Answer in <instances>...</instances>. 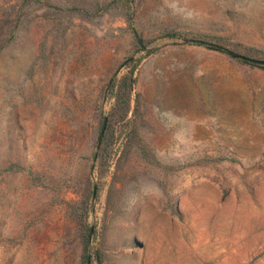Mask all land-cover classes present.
<instances>
[{
    "label": "rangeland",
    "instance_id": "1",
    "mask_svg": "<svg viewBox=\"0 0 264 264\" xmlns=\"http://www.w3.org/2000/svg\"><path fill=\"white\" fill-rule=\"evenodd\" d=\"M223 48L264 59V0H0V264L87 230L101 264H264V63Z\"/></svg>",
    "mask_w": 264,
    "mask_h": 264
},
{
    "label": "trees",
    "instance_id": "2",
    "mask_svg": "<svg viewBox=\"0 0 264 264\" xmlns=\"http://www.w3.org/2000/svg\"><path fill=\"white\" fill-rule=\"evenodd\" d=\"M130 28H131L132 36H133L135 42L138 43V44H141L142 43L141 36L138 34V32L135 30V28L132 27L131 25H130ZM176 34H177L176 31H171V32H167L166 33V35H169V36H176ZM192 42L196 43V44H205V45L213 46V47H215L217 49L222 48V47H219L216 43L209 42V41H207L205 39H192ZM243 60L244 61H248V62L253 63V64L259 65L258 63L250 61V60H246V59H243ZM130 82H131V78L127 82V86L125 84L127 92L130 89V84H131ZM14 166H17V164L12 162V163L7 165V168L11 169ZM87 233H88V230H87L85 236L83 237L82 244H81V247H82L81 255H80L81 264H90L91 260H94V264H101L102 258H101L100 254H99V252L97 250L94 251V257L91 259V256H90V254H89V252L87 250V245H88Z\"/></svg>",
    "mask_w": 264,
    "mask_h": 264
},
{
    "label": "water",
    "instance_id": "3",
    "mask_svg": "<svg viewBox=\"0 0 264 264\" xmlns=\"http://www.w3.org/2000/svg\"><path fill=\"white\" fill-rule=\"evenodd\" d=\"M223 51L225 53H227L228 55L233 56V57H239V58H242V59H246V60H250V61L258 62V63H264V59L263 58L250 57L248 55H245V54H243L241 52H238V51L230 49V48H223ZM102 130L103 129L100 130L99 137L102 134Z\"/></svg>",
    "mask_w": 264,
    "mask_h": 264
}]
</instances>
